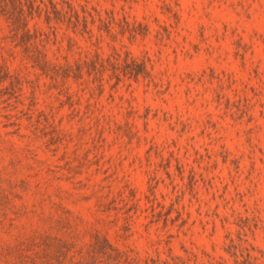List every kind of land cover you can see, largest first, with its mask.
I'll use <instances>...</instances> for the list:
<instances>
[{
	"label": "rangeland",
	"instance_id": "374dc122",
	"mask_svg": "<svg viewBox=\"0 0 264 264\" xmlns=\"http://www.w3.org/2000/svg\"><path fill=\"white\" fill-rule=\"evenodd\" d=\"M30 1L27 50L0 12V264H264V0ZM114 54L148 76L87 73Z\"/></svg>",
	"mask_w": 264,
	"mask_h": 264
},
{
	"label": "trees",
	"instance_id": "16d2710c",
	"mask_svg": "<svg viewBox=\"0 0 264 264\" xmlns=\"http://www.w3.org/2000/svg\"><path fill=\"white\" fill-rule=\"evenodd\" d=\"M52 8L54 20L55 22H58L59 19H56V16H62V11L57 10L55 4H52ZM36 10L39 11L41 9L39 6L34 5V3L30 0H0V12L3 13V15L7 17V19L11 20V24L14 27L13 31L15 32V35L18 36L17 39L19 40L17 42V45L23 46L26 50L29 48V46L32 45V34L27 28L25 18L26 16H32V12ZM44 12L45 20L49 22L51 20L49 12L46 9H44ZM74 14L76 17V21L79 22V20L81 19L86 28V17H80L75 11ZM98 20L101 22V19ZM37 54L39 56L31 57V60L33 62V67L37 68L42 75L49 77L50 79H55L57 77L65 79L68 78L71 74L74 79L79 76V69H77V73L69 72V70H71L70 66L66 65L65 67H62L57 65H51L44 58V55L39 50H37ZM40 55H42L41 58ZM89 68L90 69H87V73H89V70H109L111 74L115 78H117V80L121 77L137 80L139 77L144 79L146 78V76H148L144 64L142 62H138L135 58L129 57L128 55H126L124 58H121L117 54H114V56L111 55L106 59L98 58L96 62L90 63ZM160 209L161 211H159V213L157 214H161L164 211V208L160 207ZM163 214H165V219H163V223L166 224L167 221H174V219H171L169 217L168 213ZM252 248L253 247L249 243H246V245L244 246H240V249L238 251L242 260L237 261L236 251H234L236 249V246L233 240L230 239V245L228 246V251L226 252L235 259V264H262L260 259L256 255L251 253V251L253 250ZM216 264L225 263L217 262Z\"/></svg>",
	"mask_w": 264,
	"mask_h": 264
}]
</instances>
